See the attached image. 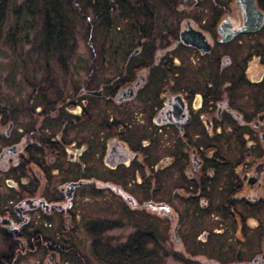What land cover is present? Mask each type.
<instances>
[{"label": "flooded vegetation", "instance_id": "obj_1", "mask_svg": "<svg viewBox=\"0 0 264 264\" xmlns=\"http://www.w3.org/2000/svg\"><path fill=\"white\" fill-rule=\"evenodd\" d=\"M237 1L195 0L159 33L142 17L111 81L0 99V264H164L167 246L186 264L264 262V0L250 16ZM202 213L189 255L180 216Z\"/></svg>", "mask_w": 264, "mask_h": 264}, {"label": "rangeland", "instance_id": "obj_2", "mask_svg": "<svg viewBox=\"0 0 264 264\" xmlns=\"http://www.w3.org/2000/svg\"><path fill=\"white\" fill-rule=\"evenodd\" d=\"M195 0H122L113 2L110 6L92 7L88 0H72L61 4V9H53L48 2L49 12H53L56 24V36L45 38L42 33V13L46 3H39L33 8V15L20 12L24 0H10L0 4V99L10 98L13 106L19 109L27 107L32 96L33 81L42 87L44 93L48 85L61 95L65 85H71V94L79 84L87 81L92 86L98 82L111 81L114 78V51L119 46L120 58L124 62L126 53L132 49V40L128 32L142 21V17L153 22V32L159 33L166 27L175 25L177 19L194 16ZM91 3V4H90ZM196 16V15H195ZM53 19V17H51ZM134 23V24H133ZM133 27V28H134ZM116 34L118 41L114 43ZM56 41H55V39ZM137 40V39H136ZM31 105V104H30ZM220 145L226 147L222 138ZM234 145H230L233 147ZM173 206L180 210V202L173 201ZM199 207V206H198ZM120 209V206L118 207ZM183 212V211H182ZM181 212V213H182ZM191 213V212H190ZM119 217L122 212L118 211ZM183 223L179 234L183 237L185 251L194 255L192 245H201L196 240L203 231H207V216L205 213L196 216L181 215ZM136 217H133V219ZM132 218L127 221L133 220ZM167 223L166 236L171 235L172 224ZM150 229L156 234L163 233V226L156 220H149ZM186 227V228H185ZM193 228V229H192ZM187 229H192L188 232ZM161 230V231H160ZM160 231V232H159ZM130 228H114L112 240L114 244H122L128 240ZM164 236V235H163ZM206 246V252L207 245ZM167 246V245H166ZM165 246V247H166ZM167 246V257L164 264H186L171 257Z\"/></svg>", "mask_w": 264, "mask_h": 264}, {"label": "trees", "instance_id": "obj_3", "mask_svg": "<svg viewBox=\"0 0 264 264\" xmlns=\"http://www.w3.org/2000/svg\"><path fill=\"white\" fill-rule=\"evenodd\" d=\"M9 1L10 0H0V4L2 2H9ZM13 1H15V0H13ZM70 1H72V0H24V5H25L24 7L25 8H22L23 11L20 12V15H21L20 17H22V13H24V12H27V15L29 17H32V15H33L32 9L33 8L36 9V8L39 7V5H37V4H36V7H35L33 3H35V2L39 3L40 2V7L41 8H42L41 2L46 3L45 11L42 13V21H43L42 22V33L45 36V38H52V37L56 36V39H58L60 33L59 32L57 33L55 31L56 30V27H55L56 24H54L55 23L54 19L56 17L53 16V12L54 11L49 12V13L47 12V11H49L48 10L49 9L48 2L50 4H53V9H55V8L56 9H61V4H60L61 2L62 3L64 2V4H67L66 2H70ZM88 1H90L92 3V7L97 8V6L104 7L105 4H106V6H110L111 7V3H113V2L118 3V2H121L122 0H88ZM51 17H53V19ZM56 39H55V41H56Z\"/></svg>", "mask_w": 264, "mask_h": 264}, {"label": "water", "instance_id": "obj_4", "mask_svg": "<svg viewBox=\"0 0 264 264\" xmlns=\"http://www.w3.org/2000/svg\"><path fill=\"white\" fill-rule=\"evenodd\" d=\"M245 2H246V0H238L236 2V4H238V6L244 8L243 9V14L244 15L250 16L252 14V12L250 11V9H246L247 7H244L245 4H246ZM261 264H264V262H262Z\"/></svg>", "mask_w": 264, "mask_h": 264}]
</instances>
